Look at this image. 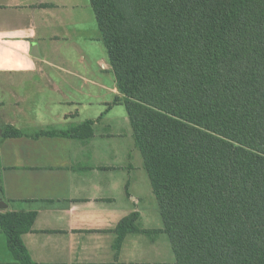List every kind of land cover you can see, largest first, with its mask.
I'll return each instance as SVG.
<instances>
[{
    "label": "trees",
    "instance_id": "trees-1",
    "mask_svg": "<svg viewBox=\"0 0 264 264\" xmlns=\"http://www.w3.org/2000/svg\"><path fill=\"white\" fill-rule=\"evenodd\" d=\"M90 1L163 219L144 232L168 235L175 264H264V0ZM35 217L0 211L20 264H38L23 241Z\"/></svg>",
    "mask_w": 264,
    "mask_h": 264
},
{
    "label": "crops",
    "instance_id": "crops-1",
    "mask_svg": "<svg viewBox=\"0 0 264 264\" xmlns=\"http://www.w3.org/2000/svg\"><path fill=\"white\" fill-rule=\"evenodd\" d=\"M107 54L90 0H0V211L36 212L38 264H175L168 235L144 232L163 219ZM88 120L90 137L37 135ZM0 264H20L1 225Z\"/></svg>",
    "mask_w": 264,
    "mask_h": 264
},
{
    "label": "water",
    "instance_id": "water-1",
    "mask_svg": "<svg viewBox=\"0 0 264 264\" xmlns=\"http://www.w3.org/2000/svg\"><path fill=\"white\" fill-rule=\"evenodd\" d=\"M34 54L36 53L34 52ZM6 207H7L6 202L0 197V209L2 210L5 209Z\"/></svg>",
    "mask_w": 264,
    "mask_h": 264
},
{
    "label": "rangeland",
    "instance_id": "rangeland-1",
    "mask_svg": "<svg viewBox=\"0 0 264 264\" xmlns=\"http://www.w3.org/2000/svg\"><path fill=\"white\" fill-rule=\"evenodd\" d=\"M107 56H108V54H107ZM171 253H172V247H171Z\"/></svg>",
    "mask_w": 264,
    "mask_h": 264
}]
</instances>
